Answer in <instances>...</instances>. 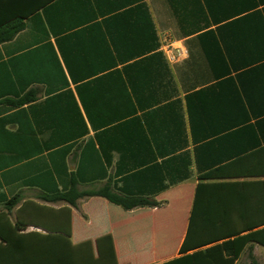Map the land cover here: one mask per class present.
Here are the masks:
<instances>
[{
    "label": "crops",
    "instance_id": "crops-1",
    "mask_svg": "<svg viewBox=\"0 0 264 264\" xmlns=\"http://www.w3.org/2000/svg\"><path fill=\"white\" fill-rule=\"evenodd\" d=\"M29 1L48 4L29 16ZM14 11L24 29L0 44L3 264L172 261L201 183L244 182L264 209V0H0V23ZM74 186L155 205L42 200ZM235 264H252L248 249Z\"/></svg>",
    "mask_w": 264,
    "mask_h": 264
},
{
    "label": "trees",
    "instance_id": "trees-1",
    "mask_svg": "<svg viewBox=\"0 0 264 264\" xmlns=\"http://www.w3.org/2000/svg\"><path fill=\"white\" fill-rule=\"evenodd\" d=\"M16 2H14L15 6ZM29 1L27 14L30 16L42 5ZM19 15V16H18ZM15 13L9 23H0V44L13 40L24 29V16ZM35 100L25 96L17 101H9L21 106ZM243 168V166H242ZM222 170L214 171L207 178H219ZM236 176H243V171ZM101 196L125 210L135 207L154 206L147 198H129L113 193L109 186L96 192H78L75 186L67 193L43 196L42 200L66 202L76 206L85 197ZM18 197L10 200L6 207L13 208ZM245 193L244 182L201 183L198 185L188 230L181 246L179 258L163 264H235L248 249L252 264H258L252 255L253 245L264 247V209L256 208Z\"/></svg>",
    "mask_w": 264,
    "mask_h": 264
},
{
    "label": "built area",
    "instance_id": "built-area-1",
    "mask_svg": "<svg viewBox=\"0 0 264 264\" xmlns=\"http://www.w3.org/2000/svg\"><path fill=\"white\" fill-rule=\"evenodd\" d=\"M169 47L170 46H167L164 51L170 55V60L176 62L183 58L184 51H182L181 49L172 50Z\"/></svg>",
    "mask_w": 264,
    "mask_h": 264
},
{
    "label": "rangeland",
    "instance_id": "rangeland-1",
    "mask_svg": "<svg viewBox=\"0 0 264 264\" xmlns=\"http://www.w3.org/2000/svg\"><path fill=\"white\" fill-rule=\"evenodd\" d=\"M2 256L3 255H0V264H3V258H2ZM92 260H94V259H82V260H80V264H87L89 261H92Z\"/></svg>",
    "mask_w": 264,
    "mask_h": 264
}]
</instances>
